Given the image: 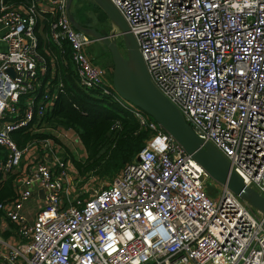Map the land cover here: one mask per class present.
Segmentation results:
<instances>
[{
	"label": "built area",
	"instance_id": "2783aa9c",
	"mask_svg": "<svg viewBox=\"0 0 264 264\" xmlns=\"http://www.w3.org/2000/svg\"><path fill=\"white\" fill-rule=\"evenodd\" d=\"M68 1L0 0V182L12 177L14 191L0 202V217L15 226L13 243L0 237V264H264V217L114 91L88 55L94 38L70 22ZM110 1L155 86L264 196V0ZM45 25L59 53L69 47L79 87L99 89L151 130L137 155L87 198L71 199L63 156L75 130L22 147L11 135L39 131L63 86L43 82ZM39 192L44 204L29 221L24 205Z\"/></svg>",
	"mask_w": 264,
	"mask_h": 264
},
{
	"label": "trees",
	"instance_id": "16d2710c",
	"mask_svg": "<svg viewBox=\"0 0 264 264\" xmlns=\"http://www.w3.org/2000/svg\"><path fill=\"white\" fill-rule=\"evenodd\" d=\"M8 1L14 5L26 6L31 0ZM81 24L89 25L86 22ZM38 36V49L42 52L40 45L42 39L40 40L39 34ZM43 53L46 55L44 51ZM56 53L63 86L61 91H58L54 105L41 117L36 126L41 129L40 125L45 123L50 126L47 128H72L85 152L84 160L72 157L78 174L81 176L106 174L113 177L137 155L151 135V130L147 125H141L138 118L118 102L101 96L99 89L85 90L78 86L68 46H65L63 54L59 53L58 49ZM109 77L111 78V74ZM57 80L58 78L53 79L52 83L56 85ZM23 98L20 102L21 107ZM144 115L148 120L154 121L146 113ZM11 135L21 147L30 141L50 137V134L40 130L32 132L29 128L15 130ZM13 196L12 177H7L0 182V202Z\"/></svg>",
	"mask_w": 264,
	"mask_h": 264
},
{
	"label": "water",
	"instance_id": "95a60500",
	"mask_svg": "<svg viewBox=\"0 0 264 264\" xmlns=\"http://www.w3.org/2000/svg\"><path fill=\"white\" fill-rule=\"evenodd\" d=\"M94 1L114 24L115 30L117 28V32L113 30L103 35L95 28L79 23L70 10L71 0L68 1L67 15L74 28L91 35L108 49L112 60L111 83L114 91L154 119L215 182L227 187L264 217V196L243 183L229 160L193 131L179 109L152 82L135 37L116 6L110 0ZM117 36L121 37L125 55L117 46ZM8 71L12 72V69Z\"/></svg>",
	"mask_w": 264,
	"mask_h": 264
},
{
	"label": "rangeland",
	"instance_id": "374dc122",
	"mask_svg": "<svg viewBox=\"0 0 264 264\" xmlns=\"http://www.w3.org/2000/svg\"><path fill=\"white\" fill-rule=\"evenodd\" d=\"M70 7L71 12H74L73 14H75L74 16L77 21H79L80 23L86 22L87 24H89L87 26L95 28L101 34L108 35L113 30H115L114 24L109 20L107 15L95 3L94 0H71ZM76 10L79 11L77 12ZM117 31L118 30L116 28L115 32ZM116 42L121 53L125 55V50L122 45L120 36L116 37ZM94 43L88 47V51L94 56L92 61L107 70L108 74H110L112 70V60L111 56L109 55L108 49L100 41H96ZM108 79H110V77ZM40 126V131L50 134V137L53 134V130L63 128H47L50 126L45 123H42ZM73 135L74 137H71L70 140L65 139V151H63V156L65 157L67 165L69 166L71 199H75L78 195L87 198L94 189L105 186L106 184L111 182L116 175L113 177L106 174H89L87 176L79 175L72 163V157L77 160H84L85 152L80 140L78 138L76 139V133H72V136ZM10 227H12V225H10Z\"/></svg>",
	"mask_w": 264,
	"mask_h": 264
},
{
	"label": "crops",
	"instance_id": "0c3cea01",
	"mask_svg": "<svg viewBox=\"0 0 264 264\" xmlns=\"http://www.w3.org/2000/svg\"><path fill=\"white\" fill-rule=\"evenodd\" d=\"M71 10V7H70ZM73 14V13H72ZM74 15V14H73ZM75 17V16H74ZM39 30V29H38ZM40 35V45H41V51L45 52L46 55L43 53L45 56L47 63H48V74L46 75L45 82H53V79L58 78L57 81L60 80L61 75L58 70L57 66V49L55 48L56 46L51 42V40L48 37V34L46 32V28H41L40 32L38 33ZM96 42V40L94 41ZM95 44V43H94ZM55 46V47H54ZM105 46V45H104ZM88 55L93 59L94 56L88 51ZM107 78H109L108 72L106 73ZM74 137V135L72 136ZM44 194L42 192H39L37 196H33L31 199H29L23 208V214L27 217L29 221H32L36 211L40 209L43 204ZM12 225V227H10ZM15 228L13 223H10L9 221H6L4 218L0 217V237L5 238L8 242L13 243L14 242V235L12 228Z\"/></svg>",
	"mask_w": 264,
	"mask_h": 264
},
{
	"label": "clouds",
	"instance_id": "9594fccd",
	"mask_svg": "<svg viewBox=\"0 0 264 264\" xmlns=\"http://www.w3.org/2000/svg\"><path fill=\"white\" fill-rule=\"evenodd\" d=\"M110 74H111V72H110ZM109 80L111 81V78Z\"/></svg>",
	"mask_w": 264,
	"mask_h": 264
}]
</instances>
